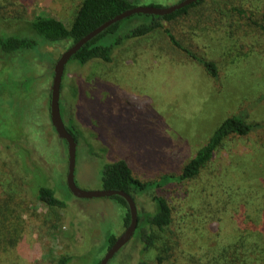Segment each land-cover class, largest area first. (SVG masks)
Wrapping results in <instances>:
<instances>
[{
    "label": "rangeland",
    "instance_id": "rangeland-1",
    "mask_svg": "<svg viewBox=\"0 0 264 264\" xmlns=\"http://www.w3.org/2000/svg\"><path fill=\"white\" fill-rule=\"evenodd\" d=\"M81 1L0 0V17L10 20L0 32L24 30L13 24L14 15L55 16L70 26ZM211 7L218 14L212 23L184 17L165 26L214 59L217 77L162 30L115 48L112 62H67L60 101L65 123L70 126L71 117L81 129L79 187L103 188L105 163L119 157H127L144 180L177 175L224 118L243 113L264 121V0H214ZM140 19L135 14L122 25ZM22 34L38 44L0 58V198L8 212L0 226V264H57L63 253L72 255L68 264H97L107 235L126 228L127 206L115 197L81 198L69 190L67 143L51 123L50 96L53 60L71 40ZM41 185L52 187L66 207L45 206L36 194ZM153 189L172 206L166 240L157 243L170 246L169 264H264V127L227 137L195 178ZM153 192L139 195L138 205L152 208ZM138 239L136 232L107 264L154 259L159 249L141 251Z\"/></svg>",
    "mask_w": 264,
    "mask_h": 264
},
{
    "label": "trees",
    "instance_id": "trees-1",
    "mask_svg": "<svg viewBox=\"0 0 264 264\" xmlns=\"http://www.w3.org/2000/svg\"><path fill=\"white\" fill-rule=\"evenodd\" d=\"M214 0H197L175 11L159 15L148 13L141 14V19L136 24L122 25L124 19H130L132 14L122 20H119L105 30L97 34L88 42L83 44L81 48L73 54L71 59H76L81 64H86L91 60H102L104 62L113 61V51L115 48L123 45L130 39L144 38L156 31L162 30L168 37L171 44L184 51L191 59L201 64L205 71L213 76L219 75V65L211 58L206 57L184 44L173 32L172 29L165 26V22L174 21L178 18L191 17L199 23H212L217 19L215 9L212 6ZM136 0H82L72 24L67 26L65 22L55 16L37 15L33 18L14 15L13 24L19 23L23 25L24 30L15 31V33L28 32L29 34H37L43 36L47 41L71 40V44L77 41L95 27L104 21L112 18L116 14L136 5ZM223 9V8H222ZM214 10V11H213ZM234 12H241L242 8L234 6ZM219 13V11H218ZM220 13H224L220 10ZM0 17V27H10L9 21L2 20ZM3 34L0 32V58L2 52L13 54L23 48H34L38 41L28 34ZM55 61L53 60V63ZM53 69V66H52ZM61 113L62 105L60 101ZM66 111V104H65ZM64 119V117H63ZM71 125L67 128L72 132L75 139L79 140L81 129L78 123L70 117L68 118ZM264 127V121H249L243 113H236L224 118L215 128L209 139L200 146L195 154L183 165L181 172L177 175L165 173L158 179L144 180L136 176L127 157H119L118 159L108 161L103 167L102 181L104 188L122 189L133 196L138 208V224L135 230L141 239L136 242L140 244L141 251L159 249L154 259H143L137 264H169L170 246L166 241L164 246L158 247L159 240H166L168 227L172 223V206L167 198L158 193L153 192V188H160L170 181L183 182L191 180L200 174L201 170L207 166L215 152L221 147L224 140L232 135H247L257 129ZM153 192V207L147 208L145 205H138L137 197L146 192ZM37 197L49 209H57L66 207V201L56 196L55 190L48 185H41L37 191ZM121 204L127 206L124 215L125 227L130 223V212L127 201L123 196L113 195ZM6 198V197H5ZM6 199L0 198V226L6 223L7 207L2 203ZM117 236L113 233L107 235V249L114 243ZM72 255L63 253L58 256L57 264H68ZM100 259L97 264H99Z\"/></svg>",
    "mask_w": 264,
    "mask_h": 264
},
{
    "label": "water",
    "instance_id": "water-1",
    "mask_svg": "<svg viewBox=\"0 0 264 264\" xmlns=\"http://www.w3.org/2000/svg\"><path fill=\"white\" fill-rule=\"evenodd\" d=\"M197 0H180L179 2L169 6H155V5H135L128 8L112 18L104 21L99 26L88 32L86 35L74 41L66 50H64L53 66V78L51 84V96H50V118L51 123L54 126L57 135L66 141L68 150V172L66 177V183L69 190L77 197L91 198L101 196H113L120 195L125 198L128 204L130 212V223L126 226L124 231L117 236L114 243L107 249L105 255L100 259L99 264H107L114 254L126 244L134 235L138 224V208L135 199L131 194L122 189L101 188L96 190H87L79 187L75 180V167H76V151L77 140L72 132L67 128L63 119L60 107L62 78L65 72V66L71 59L74 53H76L83 44L95 37L97 34L105 30L111 24L122 20L135 13H148L164 15L175 11L185 5H188Z\"/></svg>",
    "mask_w": 264,
    "mask_h": 264
}]
</instances>
